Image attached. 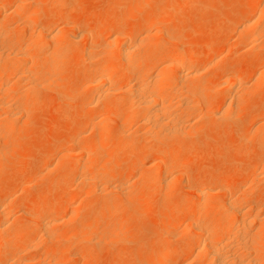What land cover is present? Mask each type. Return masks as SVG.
<instances>
[{"label": "rangeland", "instance_id": "1", "mask_svg": "<svg viewBox=\"0 0 264 264\" xmlns=\"http://www.w3.org/2000/svg\"><path fill=\"white\" fill-rule=\"evenodd\" d=\"M22 1L24 0H0L2 6L8 10L7 12L19 10L17 12L19 15L16 14V17L12 15L8 16L10 17L8 18L6 16L7 20L4 23L7 21L5 25H9V27L5 26L6 29L12 28L8 30H13L14 32L15 29L25 26L26 24L24 23L26 22L29 26V30L27 29L25 32L22 31L23 33L14 35V40L12 39L13 42L10 41L11 43L14 44V41L19 43L24 37L31 36V32L29 33V31H33L35 28L37 30L39 26L46 25L48 21L65 16L67 26H62L58 22L53 26L54 31L58 34V36L56 35L58 38H55L54 42L56 41L55 43L59 45L62 43L69 45L66 46L67 50L64 52V56L58 54V57H64L62 62H54L56 63V69L59 71L57 74L47 73V69L52 65L54 66L51 60L44 62L42 65L33 66L38 73L41 72V74H38L39 79L37 80L43 81L40 82L44 85L40 84V86L44 87H41V90L37 88V91L34 90L32 94L30 93L31 95L29 94V97H32L31 103L28 105L25 117L23 116L18 119L15 131L13 132V140L10 141L11 143L0 140V149L3 150L5 148V152H7L3 155L4 158L2 157L3 159L0 162V208L6 205L4 203L5 199H7L9 204L12 201V205L15 208L13 214L7 220L6 226L9 232L7 235L13 234L22 228L23 225L30 228V233L25 240L31 243L30 247L32 249L29 248L26 250L27 252L23 251L24 253L22 251L16 253V259L14 260H18L22 264L33 262L39 257L48 258V260H52L51 263L53 264H197L199 262L198 253L196 252V254L190 249L183 250L188 240L193 236L190 229V233H188L187 226L194 217V214L191 213L187 216L179 214L178 216H174L171 209L174 206H184L187 204L186 201L189 198H193L195 195L193 187H195L194 184L198 179H203L207 183L212 181L227 182L236 179L244 181L242 184L225 187L226 191L222 190L223 187L219 189L220 191H217V195L214 197L217 201L221 199V197L219 198L221 194L224 196L227 194L238 196L239 192H242V189L250 185L246 184L247 180H251L252 176L256 173L255 168L257 167L258 157L262 155L261 153H264V145L260 138L261 134L256 131L257 128L259 129V125L262 127L261 121L258 122L256 118L264 110V83L255 84L257 78L255 76L258 70L262 71L264 69L262 67L264 66V49L252 50L247 46L244 37L248 33V29L247 31L244 30L242 25L239 24L237 13L244 6L250 5L252 6V10L256 12V15H258L261 12L260 8L262 9L264 6V0H151L149 3L142 5L138 10H135V12L133 9L138 6L139 0H26L27 3L37 1L39 3L37 6H40L44 10L42 16L36 15L32 20L25 18V7L29 4L26 3L27 5H24V8L18 7L17 2L21 4ZM175 2L180 4V8L171 10L168 14L170 26L167 29H161V33L159 29H156L158 30V35L155 32L156 30L152 32L146 31L148 33L147 35L145 32L147 39L155 40L152 35H157L155 38L161 37L163 39V41L160 39L161 42H164L168 48H173L177 46L173 38L190 37L191 41L181 48L187 52H201L203 55L208 48L212 47L214 42L218 41L222 48L224 50L226 48V51L228 50L227 52H230L231 55L228 69L224 65H218V62L224 63L227 60L226 55L222 54V52L206 55L207 66L197 78L193 79V86L205 83L213 89L196 90L198 94L204 95L202 103L204 105L205 103H209L210 109L207 112H201V117H206L202 122H199L200 124H195L196 130H192V134L194 132L197 133L193 135L194 137L192 136V140H187L180 147V152L185 157L193 156L190 164L183 166V168L181 167L180 171L177 170V175L181 180L183 178L184 181L182 180L180 184L175 181V184L179 185L178 189L175 188L176 192H174L175 190H170L169 192L165 185L163 186L164 188H158L152 180L141 179L142 174L151 175L150 177H154L156 174L153 172L157 170L149 169L150 165L148 166V162L149 160L151 162L152 158L158 154L155 146L162 145L165 139H162V143L159 140V144L156 139L160 137L156 139H152L151 135V137L144 135V137H139V132L143 134V131L141 132L140 130V126L143 127V125L138 120L139 123L135 122L130 126L128 136L130 135L133 139L137 138L140 142L135 144L132 140H128V142H124L121 145L119 154L117 153L118 156L116 155V157L120 162L128 164H126V167L117 168L114 173L115 175L112 174L110 177V180L113 182L112 184H114L113 178L115 176L119 175L124 178V183L126 182L124 184V186L126 185L125 187L119 183L118 185L116 182L114 186L116 184L119 187L122 185L123 192L128 188L126 194L124 193L125 197L122 194H119L121 196L111 193L106 195L107 192L104 193L106 196L102 197L103 199L106 197L104 203L108 202V198L122 200L124 208L105 215V209H100L102 210L100 211L99 209H94L92 204H89L86 211L78 212V206L83 202L85 203L86 200L89 202V198L92 197L97 200L96 197L98 196L88 194L90 196L88 197L85 193L84 196L82 194L78 196L70 195L67 201L62 203L63 211L69 208L70 216L68 220L53 228V233H55L54 235L57 239L50 240L48 237L39 238L37 225H39V219L45 215L38 212L41 194L45 190L53 189L52 193H47L42 197L41 208L45 210L57 194L75 189L74 186H67V179L72 176L69 167H55L48 163L50 160H56L57 155L60 158V150L64 147L67 140L81 129L82 122H88L93 116L92 114L84 113L83 109V103L92 90L85 89L82 85L84 80L91 77L90 72L95 71L107 60L104 50L110 46L112 47L110 50H114L117 37L114 36L115 33H113L112 29L117 25L123 24L126 20L131 27L140 26L157 3L172 4ZM158 13L161 14V9L158 10ZM77 30L79 32L80 30H86L88 35L92 36L95 41H98L96 42L98 49L94 50L96 60L83 62L80 66L77 65L79 56L77 51L84 46L86 40L78 37L80 33ZM165 34L169 38L173 37L172 40L167 38ZM114 37H116V40L113 39ZM164 37L166 40H164ZM37 50L35 49V52ZM87 62L89 63L87 64ZM153 65L151 61L145 62L141 67L146 68L147 71L150 67L147 68L146 66ZM246 67H249V78H251L250 80L249 78L246 79L242 83V86L240 84L241 87H239L242 92H238V94L240 93L241 97L236 100V103L234 102L233 109L226 107L228 109L226 112V109L224 108V110L220 106L225 101L228 92H220L218 82L228 70L233 71ZM12 75L14 76L13 73ZM12 75L11 73L8 75L11 78L9 81L15 78ZM5 77L4 75L3 80L8 79V77L7 79ZM125 83L126 80L120 78L119 75L116 78L115 87L117 89L124 88ZM73 93H76L75 97ZM123 94L120 90L112 94H106L104 98L106 97L105 101L107 103L118 102L121 105L125 102ZM35 97L39 99L37 102H34ZM216 116L219 118H215ZM119 121L118 116H113L112 123L114 128L110 133L112 137L115 134V128L119 125ZM4 126L2 128L5 131ZM87 135L90 137L93 133L89 131ZM145 137H150L152 140L145 139ZM155 137L153 136V138ZM148 142L152 143L154 147L144 149V145ZM167 142L169 143V141L164 143ZM132 152H134L135 156H138L139 161L137 160L135 163L132 161ZM102 153V151H98L97 155H101ZM163 156L165 155L160 154L159 157L166 159L165 157L167 156ZM77 161L73 157L71 160L69 159L68 163L76 165ZM51 180L54 182L51 183ZM191 184L194 186H191ZM104 185L103 187L108 186L107 184ZM99 198L98 200L102 202L103 199ZM246 200L248 208L246 205L244 207L249 209L252 205L255 206L259 199L248 201V198H246ZM246 200H243V204H239L241 203L239 202L238 205H244ZM8 205L5 206L6 208L8 207L7 210L11 207ZM72 205L76 207V211L75 207L70 208ZM97 215L107 217L99 226L89 229L88 234H83L82 231L79 233L77 227L87 223L88 220L95 218ZM167 215L170 218L167 223H173V228L163 221ZM2 219L0 216V222ZM174 226L176 227L174 228ZM71 231L75 232V234L78 231L79 235L75 236ZM168 231L173 232L172 237H166V232ZM7 235L5 236L7 237ZM174 235L175 237H173ZM12 243H21L20 238H14ZM36 243L39 244V247L36 246ZM166 246L171 249H180L181 252L174 258L161 259L158 249ZM1 249L0 264L11 262L10 259L8 261L7 256L9 250L4 251L5 248Z\"/></svg>", "mask_w": 264, "mask_h": 264}, {"label": "bare ground", "instance_id": "2", "mask_svg": "<svg viewBox=\"0 0 264 264\" xmlns=\"http://www.w3.org/2000/svg\"><path fill=\"white\" fill-rule=\"evenodd\" d=\"M33 1L27 3V1L24 0L21 4H19L21 1L17 2L18 7L20 6L21 8H24V5L29 4L25 7V18L28 20H32L36 15L42 16L44 12L40 6H37L39 3ZM150 1L151 0H139L138 6L133 9L134 12ZM179 5L180 4L177 2L172 4L157 3L146 16L144 23L140 26L131 27L126 20V22L123 21V24L117 25L112 29L113 33H115L114 36L117 37V42L115 41L116 37L113 38L115 40L112 39L115 41L114 50H110L112 49L111 46L104 50L107 60L95 71H92V73L90 72L91 77L84 80L82 85L85 89L92 90L91 94L83 103V109L84 113L92 114L93 116L88 122H82L81 129L73 137L67 140L64 147H62L63 149L61 148L60 150V158H58L57 155L56 160H50L48 163L55 167H69L72 176L67 179V186H74L75 189L57 194L55 199L45 208V210H42L41 208L42 197L47 193H52L53 189L45 190L43 194H41V199L38 204L40 209L38 212L45 215L39 219V225H37V234L39 235V238L48 237L50 240H54V238L57 239L54 235L55 233H53V228L68 220V217L70 216L69 208L68 210L63 211L62 203L66 202L70 195L78 196L82 194L84 196L85 193V195L87 194L86 196H88V194L91 196H98L96 197L97 200L92 197L94 200L89 198V202L88 200H86L87 202L85 201V203L83 202L77 207L78 212L86 211L89 204H92L94 209H105V215L124 208V202H121L122 200L119 201L108 198V202L104 203L106 197L104 199L102 197L109 195L108 193L122 194L123 196L124 193L126 194L128 188L123 192L124 189L121 187L126 183H124V178L119 175L113 178L114 184L115 182L117 184H122L119 187V184H116L115 186L112 184L113 182L110 180V177L115 173L117 168L120 169L126 167V164H128L122 161L120 162L116 157L117 153L119 154L121 145L124 144V142H128V140H132L135 144L140 142L139 139H133L130 135L128 136L130 126L135 122L139 123L140 121V124L142 123L143 125V127L140 126V130L141 132L143 131V134L139 132V137L150 135L152 136V139L160 137L161 139H156L159 144L162 139H165L164 142L169 141V143H164L162 141V145L155 146L158 153L157 156L164 154L167 156H163L166 159L159 156L153 157L151 162L148 159V166L150 165L149 169L157 170L153 172L156 173L154 177H150L151 175L148 174H142V178H140L152 180L158 188H164L163 186L165 185L169 192L170 190H175L174 192H176V189H178L177 187L179 185H176L175 181L178 184L182 183L183 178L182 180L180 179L177 175V170L190 164L193 160V156L190 155L185 157V155L180 152V147L187 140H192L194 137L193 135L197 133L194 132L192 134V130H196L194 127L196 126L195 124H200L199 122H202L206 117L203 116L204 118H202L201 112H207L210 109L209 103H205V105L202 103L204 95H200V93L198 94L196 90L213 89L205 83L193 86V79L197 78L207 66L206 55L222 52V54L226 55L227 60L224 61V63L217 62L219 66L224 65L227 69L230 65L231 55L230 52H227L228 50L226 51V48L225 50L222 48L218 41L214 42L212 47L208 48L203 55L201 52H187L181 48L191 41L190 37L178 39L172 37L177 45L173 48H168L164 42H161V37L155 38L158 35V30L156 29H159L160 32L161 29H167V27L170 26L168 14L171 10L179 9ZM159 9H161V14L158 13ZM260 10L261 12L256 15V12L252 10V6L247 5L237 13L239 24L242 25L244 30L247 31L248 29V33L246 32L247 34L245 35L244 40L247 46L252 50L264 49V27H262L264 26V6L262 9L260 8ZM7 11L8 10H6L0 3V124L2 126L5 125L4 128L6 129L4 131L0 125V140H4L8 143L13 140V132L15 131L18 119L25 115L28 105L31 103L32 97L30 98L29 94H32L37 88L40 89L41 87H44L40 86V84H43L41 83L43 81L40 80V82L37 80L39 79L38 74H41V72L38 73L33 66L42 65L49 60L53 63L62 62L64 57L61 56L67 50L66 46L69 44L65 45V43H62L59 45L58 43H55L56 41L54 42V40H56L55 38H58L56 37L58 34L54 31L55 29L53 26L57 22L62 26H67L65 16L48 21L46 25L39 26L37 30L34 27L35 30L29 31V33L31 32V36L24 37L19 43L15 41L14 44L11 43L13 42V37H15L14 35L23 33L27 29L29 30V26L26 22L24 23L26 24L25 26L17 28L18 30L15 29L14 32L13 30H8L12 28L6 29V27H9V25H5L7 21L4 23L5 20H7V17L12 15L13 17H16L19 15V13L17 14L19 10H14V12L10 11V13ZM256 17L258 18L256 19ZM242 28L240 27L241 31ZM153 30H156L155 32H157L156 36L152 35L155 40L147 39V32H152ZM57 31H59V29H57ZM143 32H146L147 35L145 33V35L142 36V34H144ZM78 33H80L78 34V37L86 40L84 46L77 51L79 55L77 65L80 66L83 62L96 60L94 50L98 49V46L96 45V42L98 41H95L92 36L88 35L86 30H80ZM165 37L164 40H166ZM167 38L169 37L167 36ZM172 38L169 39L172 40ZM16 43L18 44L16 45ZM35 49H38L37 52H35ZM58 54H61V56L59 55L60 57H58ZM151 61L154 65L146 66L147 68L150 67L147 71L146 68L144 69L141 67L145 62L148 63ZM256 62H258V60H256ZM56 63H54V66L52 65L53 67L51 66L47 69L48 74H57L59 72L56 69ZM88 63L89 62H87V64ZM248 68L249 67L235 69L233 71L228 70L220 78L218 82L220 92H228V95L226 94L227 97L220 108L226 109V107H228L229 109H233L236 100L241 97L238 92H242L240 88L242 83H244V81L250 76ZM258 71L257 74L255 72V77H257L255 84L260 82L264 83V69ZM10 73L11 75L13 73L14 76H12L15 78L9 81V79H11L8 77ZM118 74L120 75V78L126 80L124 88H119L124 93L123 95L125 99V102L121 105L118 102L107 103L105 101L106 97L104 98L106 94L120 91L115 87L116 78L119 76ZM4 75L6 76V79L8 77L7 80H3ZM75 95L76 93H73L74 97ZM38 100L39 99L35 97L34 102H37ZM227 110L228 109L225 111L227 112ZM113 116H118L120 121L119 125L115 128V134L112 137L110 133L114 128L112 123ZM217 117L218 116L215 118ZM256 119L258 122L261 121L262 123V127L259 125V129L257 128L256 131L260 132L261 142L264 145V110L260 112L259 117ZM113 121L115 122V120ZM89 131L93 133L90 137H88L89 134L87 135V132ZM153 136L156 137L153 138ZM150 137H145V139L148 138L149 140H152ZM151 147H154V145L150 142L144 145V149ZM5 151V148L3 150L0 149V162L4 158L3 155L7 153ZM98 151H102L103 153L97 155ZM134 152L131 153V156L132 161L135 163L138 160V156H135L133 154ZM261 154L262 155L258 157L257 160L255 175L252 176L253 178L251 180H247L246 184L250 185H247V188L242 189L241 193H237L238 196H234L233 194H227L224 196L221 194V196H219L221 199L216 201L214 198L217 195V191H220L219 189L223 187L224 189L222 188V190H225V187L227 188L242 184L244 182L242 179H236L234 181L229 180L227 182L212 181L209 183L203 179H198L194 184L195 187H193V192L195 193L193 198H189V200L186 201V205L174 206V208L171 209L174 216H178L179 214L184 216L190 215L191 213L194 214V217L190 220L189 224L187 223L188 229L186 228L188 233H190L189 229L192 231L193 236L188 240L183 250L190 249L192 252H197L199 259L197 264H264V153ZM73 157L78 160L76 165H70L68 163L69 159L71 160ZM55 163L57 164L55 165ZM53 182L54 181L51 180V183ZM105 183L108 186H105ZM103 185L105 187H103ZM192 185L193 184H191V186ZM105 192H107L106 195H104ZM99 195L103 199L102 202L98 200L100 197ZM120 198L122 199V197ZM246 198H248V201L254 199L259 200H257L255 206L251 204L252 207L247 209L248 205H246ZM243 200H246V203L244 202L245 204L241 206L238 205L239 202H241L239 204H243ZM4 203L6 205L9 204L7 199L4 200ZM6 205L1 206L2 208H0V216L3 218L0 222V248H2L1 250L5 248L4 251L9 250L7 256L8 261L9 259L11 260V262H9L10 264H22V262L14 259H16V253L20 251L27 252L26 250L31 248V243H28L25 240L30 233V228L29 226L21 225L22 228L15 231L13 234L7 235L9 233L8 227L6 226L7 220L11 217L15 208L12 205V201L11 204L8 205L11 206L8 210V207H5ZM245 205L247 208L244 207ZM74 207L75 206L73 205L70 206V208ZM74 209L76 211V207ZM106 217L107 216L97 215L95 218L88 220L87 223L78 226L77 230L79 233L82 231L83 234H86L92 227L99 226ZM169 219L170 218L167 215L163 221L168 224L169 227L171 226L173 228V223H167ZM175 227L176 226H174V228ZM78 231L77 234H75L76 231H71V233L78 236ZM172 233L173 232L171 231L166 232V237H172ZM5 235H7V237ZM173 237H175V235ZM14 238H20L21 243L13 244L12 242ZM36 246L39 247V244ZM179 252H181L180 249H171L167 246L158 249L159 257L161 259L174 258ZM51 261L48 260V258L44 259L43 257H39L37 260L33 262L31 261L32 263L26 262L25 264H53ZM186 261L188 262V260ZM9 263L5 262V264Z\"/></svg>", "mask_w": 264, "mask_h": 264}]
</instances>
